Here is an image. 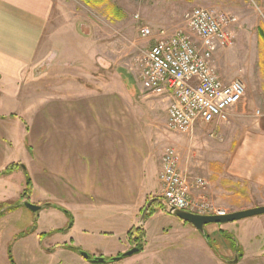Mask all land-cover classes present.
I'll return each instance as SVG.
<instances>
[{
  "label": "crops",
  "instance_id": "1",
  "mask_svg": "<svg viewBox=\"0 0 264 264\" xmlns=\"http://www.w3.org/2000/svg\"><path fill=\"white\" fill-rule=\"evenodd\" d=\"M164 1L175 6L181 0ZM187 2L212 6V0ZM52 10V0H0V193L22 168L30 181L29 189L21 185L18 192L24 191L15 203L7 202L15 196L0 199V205L7 207L0 215V220L4 219L0 228L5 230L2 261L10 264L11 256L15 264H20L17 256L30 261L41 251L49 258L60 244L76 264H93L90 260L98 256L107 263V258L131 248L130 232L143 229L145 233L143 206L148 197L160 194L163 136L139 115L135 97L139 94L140 99L153 102L166 122L171 96L144 95L137 93L135 83L103 79L76 91L49 93L24 102L25 74L35 62ZM171 10L179 11L175 7ZM258 27L264 30V25ZM227 121L211 123L219 128L217 147L228 148L220 162L232 174V182L264 189V112L246 127H238L234 116ZM225 128H242L229 147L228 137L223 135ZM25 200L41 206L40 210L29 211L23 205ZM44 209L54 215V221L40 223ZM156 211L191 229L198 236L196 242L207 246L208 239L190 223L163 209ZM239 221L221 225L234 233L237 229V241L244 251L255 250L257 255L252 258L246 255L254 262L264 250L257 246L264 236V214ZM216 225L207 224L205 229L212 233L218 230ZM145 235L150 260H154L160 249L157 242L168 235L154 237L153 231ZM57 237L63 240L53 241ZM105 240L111 246L105 248ZM146 245L131 258L145 257ZM186 249L181 252L192 254ZM81 251L88 254V259ZM199 261L202 264V257Z\"/></svg>",
  "mask_w": 264,
  "mask_h": 264
},
{
  "label": "rangeland",
  "instance_id": "2",
  "mask_svg": "<svg viewBox=\"0 0 264 264\" xmlns=\"http://www.w3.org/2000/svg\"><path fill=\"white\" fill-rule=\"evenodd\" d=\"M52 1L51 21L42 38L35 62L25 74L24 102L46 97L49 93L76 91L103 79L129 81L135 83L137 93L151 95L149 91H145L139 77L145 52L157 39L164 36L161 31H164L165 35H170L178 29L188 31L185 15L193 8L204 7L223 11L236 19L230 28L231 42L218 48L213 54V66L220 79L226 83L238 79L245 88L241 100L229 111V121L234 116L238 127H246L258 114L264 112V35L260 34L258 27L264 25V1L261 0L260 3L258 0H212V6L197 2L190 4L188 0H181L178 4L176 2L175 6L164 0ZM174 7L179 11L171 10ZM142 27L150 29L148 36L141 35ZM139 96L137 94L135 97L139 115L145 118V122L150 121L152 128H158V132L163 136V149L170 146L177 151L180 174L190 180L198 177L205 180L204 188L193 189L191 197L197 198L200 194H206L211 204L224 213L264 205V189L251 185L248 188L246 184L231 181L232 174L228 173L223 162H220L228 148L225 150L216 145L220 141L219 128H215L213 124L201 123L196 125L198 128L194 126L185 133L171 132L167 129L164 116L159 113L157 106L142 96L140 99ZM241 130L242 128H225L223 135L228 137V147ZM23 152L26 154L25 150ZM17 174L13 182L8 184L7 190L0 193V199L15 196L8 199L7 202L11 204L20 199L24 191L18 192L21 185L25 189L30 187L24 168ZM161 198L160 188V194L148 197L144 204L148 206V212L143 219L146 231H153L154 237L159 234L168 235L163 241L161 239L157 242L160 249L155 259L150 260L152 255H149L150 249L146 245V231L144 233L143 229H136L135 233L129 235L132 245L130 247L142 250L146 245L148 251L145 257L129 256L130 258L125 257L115 262L107 258L106 264H200L201 257L202 264H228L236 256L238 260L235 264H264V250L259 252V257L254 262L246 259V255L252 258L257 254L253 253L255 250L252 251L251 248L247 253L244 251L237 241V229H233L234 233L217 224L218 230L208 233L204 227L202 235L208 239V247L202 241L196 242L199 240L198 236L192 233L191 229L154 213L161 209L168 212L164 209ZM2 206L3 212L6 211V204ZM48 212L44 209L40 213V223H49L54 219V215ZM62 214L67 216L64 212ZM3 220H0V226L3 225ZM4 233L3 227L0 228V264L5 263L2 261ZM61 240L63 238H53V241ZM258 240L257 246L261 245V249H264V236ZM60 246H54L53 256L48 258L41 251L30 261H37L38 264H76ZM107 246L111 244L105 240L104 247ZM181 248H187L192 254H183ZM9 249L12 250L11 245ZM193 256V260H188ZM22 257L17 256L20 264L30 262L29 259L22 260Z\"/></svg>",
  "mask_w": 264,
  "mask_h": 264
},
{
  "label": "built area",
  "instance_id": "3",
  "mask_svg": "<svg viewBox=\"0 0 264 264\" xmlns=\"http://www.w3.org/2000/svg\"><path fill=\"white\" fill-rule=\"evenodd\" d=\"M188 31L176 30L157 39L145 52L140 82L146 91L156 95L170 94L167 107V129L185 133L195 123L211 124L228 120L230 109L244 95L242 81L224 82L213 66V54L231 42L230 28L235 17L223 11L193 8L185 15ZM150 29L141 28L148 36ZM179 156L166 147L160 158L159 182L164 209L171 208L198 215H222L206 194L191 197L193 189L204 188L203 178L183 177L178 169Z\"/></svg>",
  "mask_w": 264,
  "mask_h": 264
},
{
  "label": "water",
  "instance_id": "4",
  "mask_svg": "<svg viewBox=\"0 0 264 264\" xmlns=\"http://www.w3.org/2000/svg\"><path fill=\"white\" fill-rule=\"evenodd\" d=\"M23 205L25 208H27L29 211L35 213L40 210L41 206L30 203L28 200H25L23 202ZM148 206H144L141 214V221L143 222V219L145 217V214L147 212ZM169 213L172 214L173 216L190 223L196 230H198L201 233H204V227L207 224H225V223H230V222H235L239 221L242 219L258 216V215H263L264 214V205L260 206H255V207H250L246 209H241L229 213H224L222 215H198V214H193L187 211L179 210L176 208H171L169 210ZM139 252V248L133 247L130 248L129 250L121 253L118 256L112 257L110 261H116L120 260L125 257L132 256L136 253ZM82 256L88 259V254L86 252L81 251L80 252ZM238 260V257L236 256L230 263H236ZM93 264H104L106 263V259L103 257H94L90 260Z\"/></svg>",
  "mask_w": 264,
  "mask_h": 264
},
{
  "label": "trees",
  "instance_id": "5",
  "mask_svg": "<svg viewBox=\"0 0 264 264\" xmlns=\"http://www.w3.org/2000/svg\"><path fill=\"white\" fill-rule=\"evenodd\" d=\"M260 34H262V35H264V30H262V28L260 29ZM28 186H30V181L28 180ZM25 192H27V191H25ZM3 207L4 206H2V205H0V215L2 214V212H3ZM132 232H130V234H131ZM141 249L139 248V251H140ZM10 264H15L14 262H13V260L11 259V256H10Z\"/></svg>",
  "mask_w": 264,
  "mask_h": 264
}]
</instances>
